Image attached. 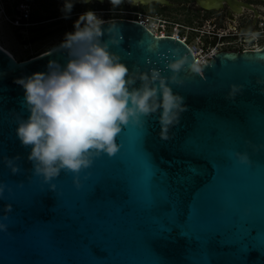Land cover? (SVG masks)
Returning <instances> with one entry per match:
<instances>
[{"label": "water", "instance_id": "water-1", "mask_svg": "<svg viewBox=\"0 0 264 264\" xmlns=\"http://www.w3.org/2000/svg\"><path fill=\"white\" fill-rule=\"evenodd\" d=\"M189 1L206 12L254 10L240 0ZM105 29L102 42L117 40L109 51L129 73L158 72L186 110L167 140L158 110L121 126L113 156L91 152L88 168L45 182L15 136L28 112L13 80L46 71L49 61L63 66L67 52L57 46L16 62L0 47V264H264V46L220 51L196 72L180 39L126 19Z\"/></svg>", "mask_w": 264, "mask_h": 264}, {"label": "clouds", "instance_id": "clouds-1", "mask_svg": "<svg viewBox=\"0 0 264 264\" xmlns=\"http://www.w3.org/2000/svg\"><path fill=\"white\" fill-rule=\"evenodd\" d=\"M75 2L64 0V19L69 18ZM122 2L108 0L114 7ZM0 13L6 15L3 0ZM105 24L95 11L80 13L73 21V30L64 34L59 45L67 52L66 63L61 66L49 61L46 71L13 80L22 90L23 106L28 112L27 118L17 124L15 136L22 147L30 146L27 158L34 162L35 173L42 175L45 182L61 169L77 173L88 168L91 152L103 151L113 156L118 151L115 139L121 126L130 120L138 124L140 117L158 110L160 138L167 140L169 127L178 123L179 114L186 110L181 106L182 98L172 93L158 72L135 78L129 73L120 58L109 51V44L115 45L117 40L102 42L110 31L102 30ZM183 63L180 60L168 67L176 72ZM194 71L199 72L200 68L195 67ZM136 79L141 82L138 88L132 87ZM239 160L245 163L246 157ZM16 171L12 168L13 173ZM7 210H11L10 206Z\"/></svg>", "mask_w": 264, "mask_h": 264}, {"label": "rangeland", "instance_id": "rangeland-1", "mask_svg": "<svg viewBox=\"0 0 264 264\" xmlns=\"http://www.w3.org/2000/svg\"><path fill=\"white\" fill-rule=\"evenodd\" d=\"M7 1L12 8L5 16L0 13V46L7 50L16 62L36 57L59 46L64 34L73 30V21L80 13L86 10L106 9L102 4L92 2L85 6L75 5L69 18L64 19L65 13L61 11L62 4L59 2H57V6H52L49 0ZM171 3L173 7L148 5L145 9L136 8L134 12L148 16L159 15L172 23V26L167 29L169 34L174 33L184 37L192 49L196 47L201 50L206 46L204 52L212 47L214 37L207 43L206 38H202V34L198 35L191 31L201 29L203 31L215 30L216 32L218 30V33L223 32L224 35L229 36L231 32L236 34L234 30L236 28L238 32L243 33L244 37L251 36L255 40L252 44L255 47H253L251 44L243 43L241 39L234 41L226 39L223 41L224 47L221 44L217 46L222 51L239 52L246 48H258L264 44V21L261 17L252 20L249 14L242 17L235 16V20H231L221 12L200 11L187 0H175ZM17 6L19 7L17 8ZM262 6L264 7V5ZM259 15L264 17V8H260ZM21 19L22 21H20ZM16 21L19 22L18 25ZM173 24L176 27H173ZM179 26L182 28H178ZM199 39H202V42H199ZM209 44L211 46H208Z\"/></svg>", "mask_w": 264, "mask_h": 264}, {"label": "flooded vegetation", "instance_id": "flooded-vegetation-1", "mask_svg": "<svg viewBox=\"0 0 264 264\" xmlns=\"http://www.w3.org/2000/svg\"><path fill=\"white\" fill-rule=\"evenodd\" d=\"M167 1L169 3L168 6H160V7H164V8L173 7L171 1H175V0H167ZM187 1H189V0H187ZM240 1H242L245 4H248V5L252 6L254 10L251 11V10L243 9L242 8L241 9V14H236V13H232L230 11L229 7L224 4V6H223L222 9L215 10V11H209L207 13H219V12H221L228 19H231V20H235V16L242 17L244 15L247 16V15L250 14L252 20H256L254 18H257L258 19V17H261L263 19V21H264V17L259 15L260 8H264L262 6V5H264L263 2H260V1H249V0H240ZM3 2H4V6H5V12H6V14H8V10L10 11V8H12V7H11V5L9 4V2L7 0H3ZM57 2H59V4H63L64 3V0H49L50 5H52V6H57ZM189 2L192 3L198 10L203 11L200 8H198L193 2H191V1H189ZM154 5L155 4H151V6H154ZM80 6H85V5H80ZM102 6H105L106 9L115 10V11H119V10L135 11L136 8L145 9L147 7L146 6V7H134V8H130V7H127V6L123 5V4H120L119 6H115L114 7V6H112L111 4H108V3H104V4H102ZM157 6H159V5H157ZM18 7L19 6H17V8ZM203 12H206V11H203ZM260 23L263 24V22H260ZM178 28H182V27L179 26ZM234 30H235L236 34H233L231 32L229 34V36L224 35V37L221 38V39H219L218 36H217V34L220 33V32L218 33V30H216V32H215V30L214 31H203V30L199 29V30H193L191 32L197 33L198 35L202 34V38L205 37L206 38L205 40H206L207 43H209V40L213 38L212 35H215V38H213L214 39V41H213L214 43H213V45H212L211 48L217 47L220 44H221L222 47H224V42L223 41H225L226 39L227 40L230 39L231 41H234L235 39L236 40L241 39L243 43H245V44H251V45L254 43L255 40L253 39V37H251V36L250 37H244V35H243L242 32H238V30L236 28H234ZM196 38H199V36H196ZM199 42H202V39H199ZM208 46H211V45L209 44ZM263 46H264V44L262 46H259L258 48H262ZM253 47H255V46H253ZM204 48H207V47L204 46L203 48H201V50L204 51ZM249 49H251V48H249ZM218 50H219V52L222 51V50L219 49V47H218ZM242 51H243V49H242ZM236 52H238V51H236ZM239 52H241V51H239Z\"/></svg>", "mask_w": 264, "mask_h": 264}, {"label": "built area", "instance_id": "built-area-1", "mask_svg": "<svg viewBox=\"0 0 264 264\" xmlns=\"http://www.w3.org/2000/svg\"><path fill=\"white\" fill-rule=\"evenodd\" d=\"M95 12L97 13L98 16H100L105 21L111 20V19H126V20L135 21V22H140L142 24L144 23L145 27L148 30L153 31L154 32L153 34L155 36H159V37L170 36V37L180 39L182 42H185L184 37H180L178 34H174V33L169 34L167 32L168 31L167 29H169L170 26H172V23H169L168 21H166L165 19H163L157 14L155 16H148L144 14L141 15L140 13H135L134 11H130V10L115 11V10H110V9H100V10H95ZM20 21H22V19ZM16 23L18 25L19 22L16 21ZM173 27H176V25L173 24ZM217 36L219 39H221L224 37V33L220 32L219 34H217ZM194 48L195 49H192L193 54H195L194 57L200 58L202 60L201 63H197L198 67L205 64V62L207 63L211 59L212 55L216 54L214 53L215 51L217 53L219 52V50L217 49L218 47L210 48L208 51H205V52L200 49H197L196 47ZM244 50H248V49H243V51ZM249 50H257V48L252 47Z\"/></svg>", "mask_w": 264, "mask_h": 264}, {"label": "bare ground", "instance_id": "bare-ground-1", "mask_svg": "<svg viewBox=\"0 0 264 264\" xmlns=\"http://www.w3.org/2000/svg\"><path fill=\"white\" fill-rule=\"evenodd\" d=\"M240 13H241V11H240ZM143 25L145 26V24L143 23ZM152 33H154L153 31H151ZM165 37V36H164ZM185 41V40H184ZM184 43H186V41L184 42ZM187 44V43H186ZM1 47V46H0ZM2 48V47H1ZM189 48L192 50V48L189 46ZM3 49V48H2ZM246 49H248L249 50V48H246ZM259 49V48H258ZM257 49V50H258ZM5 50V49H4ZM7 51V50H6ZM8 52V51H7ZM9 53V52H8ZM46 53V52H45ZM214 53H217L216 51L214 52ZM10 54V53H9ZM42 54H44V53H42ZM11 55V54H10ZM195 55V54H194ZM13 58V57H12ZM195 60H196V62L197 63H201L202 62V60L200 59V58H196L195 57Z\"/></svg>", "mask_w": 264, "mask_h": 264}, {"label": "trees", "instance_id": "trees-1", "mask_svg": "<svg viewBox=\"0 0 264 264\" xmlns=\"http://www.w3.org/2000/svg\"><path fill=\"white\" fill-rule=\"evenodd\" d=\"M75 16V15H74Z\"/></svg>", "mask_w": 264, "mask_h": 264}]
</instances>
